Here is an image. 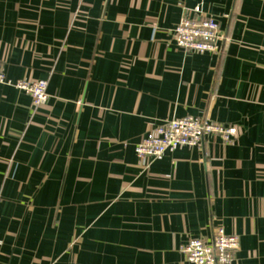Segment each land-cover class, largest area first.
Wrapping results in <instances>:
<instances>
[{
    "label": "crops",
    "instance_id": "obj_1",
    "mask_svg": "<svg viewBox=\"0 0 264 264\" xmlns=\"http://www.w3.org/2000/svg\"><path fill=\"white\" fill-rule=\"evenodd\" d=\"M220 24L216 53L187 52L184 16ZM0 264H189L181 247L239 236L232 264H264V0H0ZM192 115L226 143L136 146Z\"/></svg>",
    "mask_w": 264,
    "mask_h": 264
},
{
    "label": "built area",
    "instance_id": "obj_2",
    "mask_svg": "<svg viewBox=\"0 0 264 264\" xmlns=\"http://www.w3.org/2000/svg\"><path fill=\"white\" fill-rule=\"evenodd\" d=\"M178 47L187 52L216 53L220 49V24L211 15L201 18L184 16L174 29ZM13 86L31 95L35 105L47 101L48 82L20 80L13 82L7 78L0 62V85ZM237 129L233 125H223L192 115L166 119L153 127L151 133L136 146V155L143 164H149L168 151L185 146L201 145L205 136H220L226 143L233 141ZM239 236L228 234L223 228L217 229L213 239L191 237L181 247L189 264H232L234 252L239 248Z\"/></svg>",
    "mask_w": 264,
    "mask_h": 264
}]
</instances>
